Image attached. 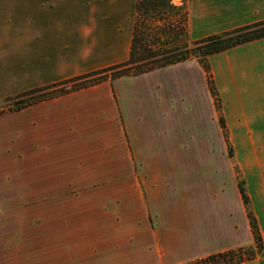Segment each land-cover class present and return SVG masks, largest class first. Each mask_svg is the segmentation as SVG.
<instances>
[{
	"label": "crops",
	"instance_id": "1",
	"mask_svg": "<svg viewBox=\"0 0 264 264\" xmlns=\"http://www.w3.org/2000/svg\"><path fill=\"white\" fill-rule=\"evenodd\" d=\"M136 1L0 0V103L127 60ZM186 2L189 40L264 19V0ZM207 62L219 107L187 58L1 113L0 264H180L254 247L239 180L262 245L235 264H262L264 37Z\"/></svg>",
	"mask_w": 264,
	"mask_h": 264
},
{
	"label": "trees",
	"instance_id": "2",
	"mask_svg": "<svg viewBox=\"0 0 264 264\" xmlns=\"http://www.w3.org/2000/svg\"><path fill=\"white\" fill-rule=\"evenodd\" d=\"M181 2L183 4L186 0H181ZM173 6L172 0H137L136 16L129 57L127 60L66 79L59 83L23 91L16 96L4 100V102H7V108L18 110L33 102L50 98L70 90L83 88L106 79H114L123 75L140 74L187 58L197 59L204 69L215 105L219 107V97L213 85L207 56L234 45L264 37V19L198 39L189 40L187 38L189 41H182L179 40V34L174 32V29L175 24H177V26H182L183 30L181 31L184 33L183 35L188 37L187 10L186 6H183L185 16L179 21L174 19L173 21H175V24L167 19L168 22L165 24L171 27L170 32L164 36L165 38L163 37V42L161 44L153 42V34L150 28L146 26L148 21L153 22V20H156L158 13L164 14L165 10L172 11L178 9L173 8ZM157 41L159 42V38ZM219 123L221 127H224L221 117L219 118ZM229 154H231L230 148ZM238 187L247 209V216L251 226L255 248L240 247L224 250L180 264H235L255 257L256 251L261 249V236L257 229L255 218L248 209V198L241 180L238 181ZM262 264H264V262H262Z\"/></svg>",
	"mask_w": 264,
	"mask_h": 264
},
{
	"label": "rangeland",
	"instance_id": "3",
	"mask_svg": "<svg viewBox=\"0 0 264 264\" xmlns=\"http://www.w3.org/2000/svg\"><path fill=\"white\" fill-rule=\"evenodd\" d=\"M172 4L174 5L173 8H178V9L172 10V11L171 10H165L164 14L158 13V15L156 16V20H153V22L148 21L146 26L148 28H150L151 33L153 34V37H152L153 42H157V43L161 44L163 42V37L170 32L171 27L169 25L165 24L166 22H168L167 19L170 20L171 23L175 24V21H173L174 19H177L179 21L183 18V16H185V12L183 11V6H187V2L182 4L181 0H172ZM176 26H177V24H175V29H174L175 31L174 32L179 34V40L189 41L188 40L189 38L187 36L183 35L184 33L181 31V30H183V27L179 26V25L177 27ZM168 27H169V29H168ZM158 38H159V42L157 41ZM6 105H7V102L3 101L0 103V114L4 113V112H8L11 110V109H8ZM12 110H15V109H12ZM9 181L10 180H8V182L6 181L7 185H4L6 187H5V191L3 190V192L4 193L7 192V194L18 193L16 191L17 187L12 185ZM253 248H255V245Z\"/></svg>",
	"mask_w": 264,
	"mask_h": 264
}]
</instances>
